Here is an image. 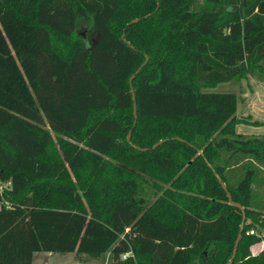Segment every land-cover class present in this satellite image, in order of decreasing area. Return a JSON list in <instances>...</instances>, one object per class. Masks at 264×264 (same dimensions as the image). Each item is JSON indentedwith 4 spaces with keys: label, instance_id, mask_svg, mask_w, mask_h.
<instances>
[{
    "label": "trees",
    "instance_id": "trees-1",
    "mask_svg": "<svg viewBox=\"0 0 264 264\" xmlns=\"http://www.w3.org/2000/svg\"><path fill=\"white\" fill-rule=\"evenodd\" d=\"M263 60L264 0H0V264H226L241 222L264 264V120L204 90Z\"/></svg>",
    "mask_w": 264,
    "mask_h": 264
},
{
    "label": "rangeland",
    "instance_id": "rangeland-1",
    "mask_svg": "<svg viewBox=\"0 0 264 264\" xmlns=\"http://www.w3.org/2000/svg\"><path fill=\"white\" fill-rule=\"evenodd\" d=\"M78 33L80 36L85 37V33L87 31V27L82 23H78ZM86 43H91L93 38H86ZM262 65H264V60L261 62ZM206 91H213V92H232L236 96V106L239 109L243 110V107H248L247 111H251L254 117L257 118H264V77L263 74L256 71L253 72V74L249 75L247 74L245 77H241L240 79H233L225 82H220L216 84L213 87L204 89ZM262 116V117H261ZM246 117V116H243ZM250 118V116H249ZM239 126V132L246 131V128L240 129ZM261 130H249L251 135H260V133H263L264 135V127L260 128ZM248 130V129H247ZM247 132V131H246ZM241 134V133H240ZM248 135V134H247ZM260 135V136H262ZM234 174H238L237 167L231 168ZM264 173V172H263ZM262 174V173H261ZM238 177V176H237ZM5 186V183H0V189L1 187ZM252 189V200L258 201L264 198V193L262 191L261 186H254V183L251 185ZM147 191L145 193L146 200L152 199L151 197V190L146 189ZM262 197V198H261ZM254 232L257 233L258 229L253 228ZM260 231H263V229H260ZM258 234V233H257ZM47 252H41L40 255H47ZM50 256V262L49 264H57L58 262H65V259H68V257L71 256L69 253H57V252H49ZM41 256V257H43ZM131 256V255H130ZM64 258V259H63ZM41 259V258H39ZM95 263L97 264H110V257L108 253L102 254L100 257L95 259ZM35 264H41V261H36Z\"/></svg>",
    "mask_w": 264,
    "mask_h": 264
},
{
    "label": "crops",
    "instance_id": "crops-1",
    "mask_svg": "<svg viewBox=\"0 0 264 264\" xmlns=\"http://www.w3.org/2000/svg\"><path fill=\"white\" fill-rule=\"evenodd\" d=\"M264 104V103H263ZM248 107L244 108L243 107V110L242 109H239L237 106L235 108V115L237 117H243V116H250V118H248V120H258V121H263L264 118H257V117H254L252 112L251 111H247ZM262 117V116H261ZM239 126L241 127L240 129H243V128H246V131L244 132H239ZM261 127H264L263 126H258V127H255V126H252L250 124H247V123H239L235 126V130L236 132L238 133H241L243 135H251L250 133H253V132H249V130H261L260 128ZM248 129V130H247ZM263 133H260V135H262ZM254 135V134H252ZM260 135H257V136H260ZM262 187V191L264 193V184L261 185ZM264 247V243L262 241H259V242H256L254 244H252L251 246H249V251H250V254L254 255V254H257L262 248ZM41 252H34L32 254V259H31V264H35V262L38 260L41 261V264H49L50 262V254L49 252H47L46 254L47 255H40ZM71 254L70 257H68V259H65L66 261L65 262H58L57 264H76V263H86V264H97L95 263V258H80L79 256H76L74 255L73 253H69ZM43 256V257H41ZM41 258V259H39ZM64 259V258H63Z\"/></svg>",
    "mask_w": 264,
    "mask_h": 264
},
{
    "label": "water",
    "instance_id": "water-1",
    "mask_svg": "<svg viewBox=\"0 0 264 264\" xmlns=\"http://www.w3.org/2000/svg\"><path fill=\"white\" fill-rule=\"evenodd\" d=\"M226 10H230V6H227L226 7ZM137 21V18L136 19H133L131 22H136ZM146 60V59H145ZM145 62V61H144ZM144 62L134 71V73L130 76L129 78V82L131 81V79L134 77V75L138 72V70L140 69V67L144 64ZM132 93V92H131ZM132 100H133V104H132V110H133V116L135 117V102H134V96L132 94ZM126 140H129V132L127 133L126 135ZM160 141H158L157 143H155L152 147L156 146ZM216 178L217 180L219 181V183L221 184L222 188L224 190H226L225 188V185L222 181H220L218 175H216ZM226 197H227V201L229 204H232V205H235L236 207L240 208L241 209V206L238 204V203H234L232 202L231 200V197H230V194L228 192H226ZM242 220H243V214H242ZM241 225H242V222L240 223L239 225V230H238V234H237V237L234 241V244H233V247H232V251H231V255L230 257L228 258L226 264H230L234 258V255H235V251H236V245H237V242H238V238L240 236V232H241Z\"/></svg>",
    "mask_w": 264,
    "mask_h": 264
},
{
    "label": "built area",
    "instance_id": "built-area-1",
    "mask_svg": "<svg viewBox=\"0 0 264 264\" xmlns=\"http://www.w3.org/2000/svg\"><path fill=\"white\" fill-rule=\"evenodd\" d=\"M245 233H246V234H255V232H254L253 229H248ZM127 256H129V253H127V252H124V253H122V254L120 255V257H121L122 259L126 258ZM76 264H86V263H76Z\"/></svg>",
    "mask_w": 264,
    "mask_h": 264
}]
</instances>
